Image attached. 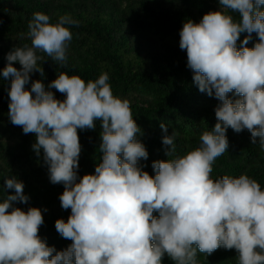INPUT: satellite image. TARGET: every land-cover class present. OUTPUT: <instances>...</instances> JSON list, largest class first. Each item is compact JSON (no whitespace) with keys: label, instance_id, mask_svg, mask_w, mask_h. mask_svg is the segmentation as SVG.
Here are the masks:
<instances>
[{"label":"clouds","instance_id":"clouds-1","mask_svg":"<svg viewBox=\"0 0 264 264\" xmlns=\"http://www.w3.org/2000/svg\"><path fill=\"white\" fill-rule=\"evenodd\" d=\"M217 2L218 10L198 22L186 19L179 30L193 84L218 101L216 123L201 132L198 147L173 156L179 132L168 135L161 122L166 159L152 161L153 175L140 164L149 154L130 101L113 94L107 72L87 82L64 72L47 86L30 80L33 72L44 75L37 51L66 62L69 26L79 23L33 13L30 44L6 53L0 76L10 80V122L34 135L31 148L47 166L49 182L63 186L58 199L70 215L54 226L71 244L57 250L41 238V209L16 206L29 197L23 182L9 175L0 197V264H162L165 256L173 264H198V252L207 256L219 248L235 250L238 264H264V188L243 173L211 177L215 160L228 150L229 128L246 129L264 150V0ZM97 124L100 162L93 174L79 176L78 130Z\"/></svg>","mask_w":264,"mask_h":264},{"label":"trees","instance_id":"trees-1","mask_svg":"<svg viewBox=\"0 0 264 264\" xmlns=\"http://www.w3.org/2000/svg\"><path fill=\"white\" fill-rule=\"evenodd\" d=\"M218 8L217 0H0V69L5 67V55L13 46L30 44L27 25L34 12L47 14L53 23L63 15L78 21V26H69L72 40L66 62L61 64L37 51L42 58L38 66L44 75L33 72L30 80H42L47 86L56 74L64 72L87 82L107 72L113 94L130 101L133 119L141 129L138 139L149 154L140 164L153 175L152 161L166 159L161 122L167 126L168 135L174 129L179 132L173 156L198 147L201 132L216 123L214 107L218 101L193 84L186 52L179 48V30L186 19L198 22L203 14ZM247 46L251 47L252 42ZM13 66L20 68L18 63ZM9 87L10 80L0 76V197L4 194V178L15 175L29 197L27 204L16 206L41 209L44 224L39 235L49 246L62 250L71 244L54 226L57 218L66 221L70 215V209H62L58 199L63 186L49 182L47 166L31 148L34 135L24 134L21 127L10 122ZM52 91L57 99L64 98L55 89ZM99 131V124L95 130H78L82 146L79 176L93 174L100 162ZM226 135L228 150L215 160L211 177H238L243 173L264 188V150L251 143L246 129L236 133L229 128ZM197 260L198 264H238L235 250L223 248L207 256L198 252ZM162 264L173 262L165 256Z\"/></svg>","mask_w":264,"mask_h":264}]
</instances>
